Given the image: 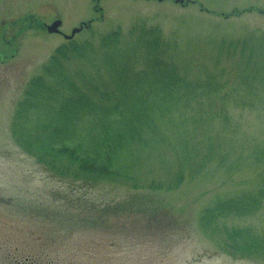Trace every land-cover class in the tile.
<instances>
[{
    "label": "rangeland",
    "instance_id": "obj_1",
    "mask_svg": "<svg viewBox=\"0 0 264 264\" xmlns=\"http://www.w3.org/2000/svg\"><path fill=\"white\" fill-rule=\"evenodd\" d=\"M185 1L0 0V264H264V255L233 256L222 242L225 227L264 239V201L204 227L205 211L218 202L258 195L264 0ZM30 15L62 19L66 35L91 24L70 40L94 49L92 60L69 65L79 87L104 93V83L112 89L121 77L124 93L135 85L132 92L155 98L169 82L188 94L160 128L163 146L148 148L135 171L130 162L136 181L59 176L16 143V107L69 43L19 23ZM111 32L118 41L102 48ZM164 58L181 82L173 75L171 83Z\"/></svg>",
    "mask_w": 264,
    "mask_h": 264
},
{
    "label": "trees",
    "instance_id": "obj_2",
    "mask_svg": "<svg viewBox=\"0 0 264 264\" xmlns=\"http://www.w3.org/2000/svg\"><path fill=\"white\" fill-rule=\"evenodd\" d=\"M40 21L30 15L20 19L19 23L44 30V22ZM22 29L23 26L19 30ZM111 33L103 38L102 48L107 49L118 41L120 34ZM154 37L163 48L161 37ZM93 50L90 45H77L73 41L56 50L43 74L30 82L23 100L16 107L11 124L14 139L23 150L59 176L133 182L136 181L134 171L140 158L148 154V148L163 146L165 139L160 128L166 117L170 116L169 122L174 119L171 115L178 111L173 106L188 94H176L174 89H170L169 82H165L155 98L151 92H132L135 85L126 88L124 93L125 79L121 77H117L118 82L113 83L112 89L104 83V93L97 85L93 88L79 87L68 71L69 65L74 58L92 60ZM168 61L164 58L160 62L174 72L171 77L174 75L175 80L172 77L171 83L173 80L181 82L176 73L178 68ZM135 71L140 72V69L137 67ZM131 161L135 164L133 168ZM256 161L263 167L258 195L218 202L205 211V228L211 230L216 219L252 213L262 206L264 149ZM214 233H220L218 227ZM222 233L224 250L231 255H264V239L251 230L225 227Z\"/></svg>",
    "mask_w": 264,
    "mask_h": 264
},
{
    "label": "water",
    "instance_id": "obj_3",
    "mask_svg": "<svg viewBox=\"0 0 264 264\" xmlns=\"http://www.w3.org/2000/svg\"><path fill=\"white\" fill-rule=\"evenodd\" d=\"M176 2L183 4L184 0H176ZM62 24H63L62 20L57 19V20L53 21L51 24L45 25V27H46V30L48 31V33H50V34H62L66 39H72V38H74V36L77 33L82 31L84 25L85 26L88 25L86 23H83L79 28H74L72 30L71 35H66L60 30Z\"/></svg>",
    "mask_w": 264,
    "mask_h": 264
}]
</instances>
